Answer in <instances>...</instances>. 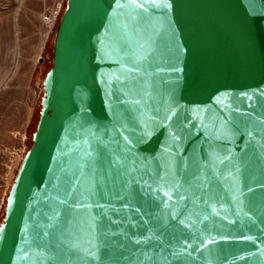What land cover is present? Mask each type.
Returning a JSON list of instances; mask_svg holds the SVG:
<instances>
[{
  "label": "water",
  "instance_id": "95a60500",
  "mask_svg": "<svg viewBox=\"0 0 264 264\" xmlns=\"http://www.w3.org/2000/svg\"><path fill=\"white\" fill-rule=\"evenodd\" d=\"M43 86L0 264H264V0H66Z\"/></svg>",
  "mask_w": 264,
  "mask_h": 264
},
{
  "label": "rangeland",
  "instance_id": "374dc122",
  "mask_svg": "<svg viewBox=\"0 0 264 264\" xmlns=\"http://www.w3.org/2000/svg\"><path fill=\"white\" fill-rule=\"evenodd\" d=\"M60 3L58 23L66 0H0V223L11 184L32 144L44 94L43 81L52 63L57 26L48 36L43 16ZM31 44L42 50L34 72L27 59ZM14 75L21 78H11Z\"/></svg>",
  "mask_w": 264,
  "mask_h": 264
},
{
  "label": "built area",
  "instance_id": "2783aa9c",
  "mask_svg": "<svg viewBox=\"0 0 264 264\" xmlns=\"http://www.w3.org/2000/svg\"><path fill=\"white\" fill-rule=\"evenodd\" d=\"M61 7H62V4L60 3L56 10H53V9L49 10L43 16L44 28L48 36H50V34L53 32V30L57 26V23L60 17Z\"/></svg>",
  "mask_w": 264,
  "mask_h": 264
},
{
  "label": "crops",
  "instance_id": "0c3cea01",
  "mask_svg": "<svg viewBox=\"0 0 264 264\" xmlns=\"http://www.w3.org/2000/svg\"><path fill=\"white\" fill-rule=\"evenodd\" d=\"M29 48L30 49H29L27 59L30 61L31 67H32L31 69L34 72L35 68L38 67V63H39L40 55H41L40 52L42 50H39V48L37 46H35L34 44H31ZM16 64H18V63H16ZM11 78H21V77L14 75ZM24 78H30V77L25 76ZM23 102H25V101H23Z\"/></svg>",
  "mask_w": 264,
  "mask_h": 264
}]
</instances>
